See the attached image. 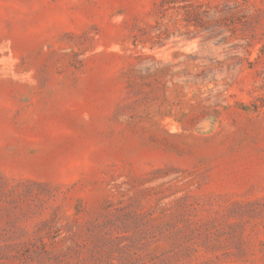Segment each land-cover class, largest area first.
<instances>
[{"label":"rangeland","instance_id":"rangeland-1","mask_svg":"<svg viewBox=\"0 0 264 264\" xmlns=\"http://www.w3.org/2000/svg\"><path fill=\"white\" fill-rule=\"evenodd\" d=\"M0 264H264V0H0Z\"/></svg>","mask_w":264,"mask_h":264}]
</instances>
